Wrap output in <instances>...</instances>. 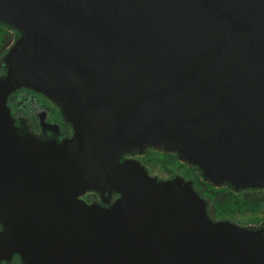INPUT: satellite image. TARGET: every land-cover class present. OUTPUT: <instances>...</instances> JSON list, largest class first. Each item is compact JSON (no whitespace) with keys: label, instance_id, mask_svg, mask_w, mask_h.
<instances>
[{"label":"water","instance_id":"1","mask_svg":"<svg viewBox=\"0 0 264 264\" xmlns=\"http://www.w3.org/2000/svg\"><path fill=\"white\" fill-rule=\"evenodd\" d=\"M0 22L20 34L0 77V264H264V224L215 221L191 181L123 160L164 150L264 189V0H0ZM22 88L73 137L22 134Z\"/></svg>","mask_w":264,"mask_h":264},{"label":"flooded vegetation","instance_id":"2","mask_svg":"<svg viewBox=\"0 0 264 264\" xmlns=\"http://www.w3.org/2000/svg\"><path fill=\"white\" fill-rule=\"evenodd\" d=\"M19 35L17 30L0 22V77L6 74V68L3 63L4 56L18 39ZM8 105L11 108L15 124L22 134H31L44 141L61 143L72 138L75 133L74 127L66 120L61 108L43 94L22 88L9 97ZM124 159L139 161L150 176L158 178L159 180H170L179 176L186 181H191L194 189L206 200L208 213L215 221L229 219L242 225L257 226L264 224V218L257 223L237 221L231 210L223 209L215 203L217 196H221L223 199H221L222 204L230 196L236 198L243 195L254 198L257 195H264V189L235 191L228 185L215 187L204 178L198 167L184 163L179 159L178 154L165 152L164 150L148 148L142 153L134 151L130 154H125L123 156ZM119 197L120 195L115 192L112 194L106 193L102 196L99 192L88 191L82 196V199L88 204L94 203L109 207ZM1 230L2 226L0 225ZM14 263L22 264L18 256H15L14 261L10 264ZM3 264L7 263L4 262Z\"/></svg>","mask_w":264,"mask_h":264},{"label":"trees","instance_id":"3","mask_svg":"<svg viewBox=\"0 0 264 264\" xmlns=\"http://www.w3.org/2000/svg\"><path fill=\"white\" fill-rule=\"evenodd\" d=\"M216 197V196H215ZM221 196H217L215 199V203L218 206H221V208L226 210H237L241 213L246 211H253V214H258L264 211V195L260 196L257 195L256 197H248L240 195L236 198H233L230 196L227 198L226 202H223L221 204ZM223 200V199H222ZM225 201V200H224ZM218 202V203H217ZM255 219L253 220L254 223L260 222L263 220V218H257L256 216H253Z\"/></svg>","mask_w":264,"mask_h":264},{"label":"rangeland","instance_id":"4","mask_svg":"<svg viewBox=\"0 0 264 264\" xmlns=\"http://www.w3.org/2000/svg\"><path fill=\"white\" fill-rule=\"evenodd\" d=\"M262 196V195H260ZM234 218L237 221L243 222V223H253V220L255 219L253 216H256L257 218H264V211H262L261 213L258 214H253V211L249 210L243 213H241L240 211L237 210H232ZM14 264H18V263H14Z\"/></svg>","mask_w":264,"mask_h":264}]
</instances>
